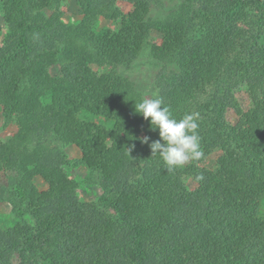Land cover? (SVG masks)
<instances>
[{
	"label": "trees",
	"instance_id": "trees-1",
	"mask_svg": "<svg viewBox=\"0 0 264 264\" xmlns=\"http://www.w3.org/2000/svg\"><path fill=\"white\" fill-rule=\"evenodd\" d=\"M76 1L82 20L67 24L57 0H0L8 26L3 110L25 132L0 149V172L16 174L11 204L19 218L0 226V264H94L100 249L111 264H264V0H180L157 16L150 13L160 0H125L132 9L118 29L98 31L116 0ZM152 31L162 36L152 56L178 68L169 75L163 67L155 86L177 119L199 114L202 157L222 149L213 170L193 160L168 171L141 142L159 135L135 112L140 92L115 70L93 69L131 63ZM238 87L251 100L247 110ZM228 110L235 123L223 120ZM84 113L112 122L106 143L95 140L96 123H77ZM50 138L80 150L75 164L101 182L102 201L78 197ZM36 174L47 190L34 185Z\"/></svg>",
	"mask_w": 264,
	"mask_h": 264
},
{
	"label": "rangeland",
	"instance_id": "rangeland-1",
	"mask_svg": "<svg viewBox=\"0 0 264 264\" xmlns=\"http://www.w3.org/2000/svg\"><path fill=\"white\" fill-rule=\"evenodd\" d=\"M57 8L62 14V20L67 24H77L82 20L81 9L76 0H57ZM162 8L157 9L152 7L150 16H157L165 14V11H169L172 8L177 7L180 0H160ZM132 9V5L125 0H116L114 3V9L111 16H101L96 23L95 29H111L117 30L119 23L123 17H125ZM49 13V12H48ZM3 11L0 5V43L8 31V26L3 20ZM162 36L157 31H152L145 47L141 50L139 55L129 64L116 65V66H94L93 69L98 72H104L108 70H115L118 74L126 77L133 83L135 88L140 92L143 98L159 97L165 101V94L157 89L155 86V79L159 71L166 67L169 71V75H174L178 72V68L174 65H165L158 59L154 58L149 51L150 45H160ZM200 45V42H198ZM197 43V44H198ZM51 72L58 73V68L54 67ZM234 96L238 100L239 104L244 110H247L251 106V100L243 87L235 88ZM6 94L3 88L0 87V149L2 146L7 145L10 139L14 135L23 136L24 131L20 129L15 122L14 115L5 113L3 110V103ZM223 120L226 123H235L236 115L228 110L223 114ZM42 119L45 124V131L50 134L51 122L48 115H42ZM83 120H88L97 124L94 138L97 142L106 143L109 139V131L112 127V122L108 119L101 117L91 116L89 113H84L77 121L80 124ZM216 117H213L207 121V124L213 125L216 123ZM51 147H57L58 143L52 138L48 143ZM64 152L67 163L64 165L66 174L77 183V195L83 201L100 202L105 193V188L95 175H92L89 170L79 164H75L80 158V150L73 145H58ZM222 149L217 148L209 155H206L199 159L197 164L199 166L206 167L208 169H215L216 158L221 154ZM194 162L190 161L188 164ZM185 166V165H184ZM16 174L12 170H4L0 172V226L3 228L13 226L19 218L14 214L11 204V195L15 189ZM34 185L39 190H47V184L43 181L39 174H36L33 178ZM185 183L189 189L196 187V182L191 178H186ZM260 215L264 218V198L260 201ZM28 222V217H25ZM94 264H111L110 259L106 256L104 250H98L94 255ZM166 264H181L176 260H169Z\"/></svg>",
	"mask_w": 264,
	"mask_h": 264
},
{
	"label": "clouds",
	"instance_id": "clouds-1",
	"mask_svg": "<svg viewBox=\"0 0 264 264\" xmlns=\"http://www.w3.org/2000/svg\"><path fill=\"white\" fill-rule=\"evenodd\" d=\"M135 112L149 122L151 131L158 130L159 139L149 143L150 137L144 136L141 142L148 144L152 156H160L168 171L202 158L198 113H185L177 119L159 97L141 99L135 103Z\"/></svg>",
	"mask_w": 264,
	"mask_h": 264
}]
</instances>
